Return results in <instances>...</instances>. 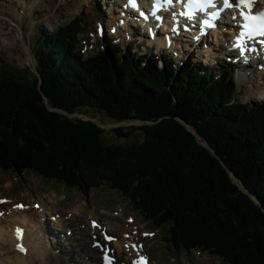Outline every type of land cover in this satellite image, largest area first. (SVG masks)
<instances>
[{
  "label": "trees",
  "instance_id": "trees-1",
  "mask_svg": "<svg viewBox=\"0 0 264 264\" xmlns=\"http://www.w3.org/2000/svg\"><path fill=\"white\" fill-rule=\"evenodd\" d=\"M81 31L75 19L38 38L41 82L0 67V169L84 193L116 190L177 248L264 264V100L233 102L228 68L199 71L113 42L85 56ZM84 108L146 121L143 141L106 144L95 123L59 111Z\"/></svg>",
  "mask_w": 264,
  "mask_h": 264
},
{
  "label": "rangeland",
  "instance_id": "rangeland-1",
  "mask_svg": "<svg viewBox=\"0 0 264 264\" xmlns=\"http://www.w3.org/2000/svg\"><path fill=\"white\" fill-rule=\"evenodd\" d=\"M30 1V0H27ZM34 0L27 2L29 5ZM99 1V0H98ZM105 3H108L109 0H101ZM56 0H42L39 2L34 3V7H30L27 5H23L19 2V0H0V9L6 8L9 10V12L5 13L3 16L0 13V67L4 65L7 69L14 71L18 74V76H24L27 78H33L35 71L37 70V65L39 59L36 57V51L39 47L38 38L41 36L42 39L45 35L51 34L58 25H65L67 22L72 20L74 17L79 16L82 14L83 20L86 22L83 23L84 26V38H88V43L91 44L88 48H84L83 52L85 54H95L97 53V49H99L100 45L95 43L93 45V34L95 35L96 27V21L98 19H102L100 17L97 9V5L99 4L95 0H67L64 4H56ZM7 3V4H6ZM9 3V4H8ZM82 3V4H81ZM85 3H88L87 5H84ZM93 9L96 11V13L93 11ZM115 15H118V12H115ZM21 16V18L19 17ZM37 20L36 26L32 27L33 23ZM18 24L20 25V29L18 28ZM118 22L113 21L111 23H108L106 28V33H108L109 27L117 26ZM22 32V33H21ZM110 33V32H109ZM116 35L115 38H118L119 34L115 29ZM83 35V34H82ZM80 35L79 37H81ZM91 37V40L89 39ZM108 35L105 34L102 41L105 47L107 46V38ZM127 33L124 34V36L121 39L122 46L126 48V43L128 42ZM93 45V48L91 46ZM30 48V52H28V48ZM138 49L143 50V52H150L152 55H165L160 52L159 49H147L146 47H138ZM167 50V49H166ZM170 52L176 53V49L169 48ZM82 52V53H83ZM179 53V52H178ZM174 54V53H173ZM175 55V54H174ZM168 56V55H167ZM176 56V55H175ZM180 59H185L181 57ZM188 59H192L194 63L198 64L199 67L202 69L206 68L207 66H219L220 64H215L216 61L213 57L209 60L213 63H208L205 61V58L203 62H198L196 60L195 56H189ZM187 59V60H188ZM200 61V60H199ZM208 63V64H207ZM244 72L243 68H240L238 65H236V70L234 72V77L236 79V89L233 93V99L237 102L241 103H247V104H254L256 102H260L261 95L260 90H252L250 87V84L247 80H241V74ZM246 72V71H245ZM255 84V89L259 88V85ZM43 93V92H42ZM259 93V94H258ZM43 96H45L43 94ZM84 113V112H83ZM113 113V112H111ZM78 117H82L84 119H91V122L95 123L97 126L102 128L103 130V138L106 144H114V145H126L129 143H134L138 141H143L144 134L142 132L141 127H143L146 123V121H143L142 119L139 120L138 118H130V119H123V121H118L106 113H101L99 111L95 110H87L84 114L80 113L77 114ZM127 123V124H125ZM124 126V127H123ZM129 126V127H128ZM194 127V126H193ZM123 130L126 132V135H121L117 131ZM194 131V128H190ZM192 132V131H191ZM192 135L193 132H192ZM197 141L202 144L204 147L210 146L209 143L202 139L201 137H196ZM209 149V148H208ZM211 151V150H210ZM212 152V151H211ZM227 168V166H225ZM229 172V171H228ZM17 174V173H16ZM29 171L23 172V174H17L15 178V183L13 184V187L10 183L6 185H1L7 183L9 180H13L14 175L12 171H5L0 170V190L5 192L4 190L13 188L11 191L12 194L17 195L20 197V194L23 190H32L35 194L42 193L44 191L48 190H55V194H59L61 192L60 188L58 187V183L51 179H42L41 176L39 177V181L37 183H31L30 180H28V185L26 183V179H29ZM230 174V172H229ZM231 178L236 179L238 182L240 179L237 177L231 175ZM235 182V181H234ZM236 183V182H235ZM50 186V188H49ZM239 188L246 194H248V190L246 187L242 184V187H240L239 182ZM71 189H68V191L65 192V196L68 197L64 200V202L61 204V199L57 200V204H61V207H69V205H80V209L85 208L87 211H93L94 207H96L97 204H99L100 199H103V197H91L92 203L90 201H87L88 198H84L82 196L77 197L74 204H70L72 201V197L77 194L71 193ZM51 194V193H50ZM23 195L30 196L28 193H23ZM99 198V200H98ZM114 199H117L115 195L111 196V200L108 201V204H111ZM28 200H35L39 201L40 198L38 197H29ZM56 202L53 200V203ZM94 206V207H93ZM121 212L124 214L125 210L129 209V205L127 202L120 204ZM119 210V209H118ZM107 210H103L101 212H105ZM142 221V220H141ZM140 221V217L137 219V227L139 229V234L141 237L146 238V246L150 247L153 246L157 242L164 241L163 239V233H161L158 230H149L150 226L148 224L143 223V221ZM58 224V223H57ZM145 230H148L145 232ZM155 231V232H153ZM60 232H62V229L57 230L55 228V223L51 222V225L47 227L46 231L43 233L45 240L53 241V252L56 256H60L61 258L67 257V260H73L72 264H76L77 262L83 263V259L80 258L78 253L71 252L70 245L68 243H64L60 236ZM145 233H147L145 235ZM154 236V237H153ZM46 240V241H47ZM261 241V239H260ZM264 245V244H263ZM150 255L153 258H156L159 260L161 264H179L181 261L180 255L174 250L171 249L167 243L157 244L156 246L152 247L149 250ZM193 252H189L187 250H183L181 252L182 255H184V259L188 258L192 261L197 260V253L194 254L195 259L193 260L192 254ZM207 253H205L204 257L201 259L208 258ZM195 262H191L189 264H194ZM220 264L219 262H217ZM47 264H65L64 260L59 261L58 258L52 259ZM203 264H207V261H204Z\"/></svg>",
  "mask_w": 264,
  "mask_h": 264
},
{
  "label": "bare ground",
  "instance_id": "bare-ground-1",
  "mask_svg": "<svg viewBox=\"0 0 264 264\" xmlns=\"http://www.w3.org/2000/svg\"><path fill=\"white\" fill-rule=\"evenodd\" d=\"M17 1V0H16ZM32 1V0H30ZM27 0H19V2L23 5H27L30 7H34V3L39 2L42 0H34L30 5L27 2H30ZM57 3H64L66 0H56ZM7 4V3H6ZM9 4V3H8ZM82 4V3H81ZM88 4V3H85ZM84 4V5H85ZM9 12L8 9L3 8L0 9V13L4 16L5 13ZM21 18V16H19ZM37 23V20L33 23L32 27H35ZM18 28L20 29V25L18 24ZM228 32H231V29H228ZM22 33V32H21ZM108 36L111 34L108 32L106 33ZM53 35V33H52ZM54 37V36H53ZM157 41H159V38H157ZM42 43V42H41ZM224 43V42H223ZM223 43L220 42V47H214L213 50L210 49H205L203 51L206 52V57L205 61H209V54L215 52L216 50L220 49L223 45ZM28 52H30L29 46H27ZM221 49H224L221 48ZM40 50V49H38ZM162 52L166 53L167 50L162 48ZM60 51V50H59ZM38 52V51H37ZM61 52V51H60ZM66 53V51H65ZM185 53V52H184ZM216 53V52H215ZM229 53V52H228ZM183 54V53H181ZM179 54V55H181ZM219 54L216 53V57ZM66 56V55H64ZM187 56V55H186ZM221 57L225 58V55L223 52L221 53ZM234 58L235 55H232ZM203 62V61H202ZM208 64V63H207ZM220 64L219 66H227L230 65L231 63L225 62H218ZM247 70H249V73L243 72L241 74L242 81L247 80L250 84V87L252 90H260V95H261V100L264 98V70H259L254 66L246 65ZM261 66H264V57L262 58L261 61ZM171 82V81H170ZM259 85L258 89H255V84ZM259 94V93H258ZM5 208H7V204H2ZM42 210L41 212L37 214L36 210L34 209H24V210H11V213L9 216H5L6 218V223L4 224L5 221H2V226H1V233H0V264H47L50 262L52 259L58 258L54 252H53V241H47L45 240V237L43 235L44 227H40L39 223H37V217L38 215H52L53 214V209L49 208V206H45L44 203L41 205ZM76 210H79L78 205L76 206ZM36 211V212H35ZM144 212V211H143ZM143 214V213H142ZM4 218V219H5ZM91 219L94 217L91 216ZM70 224H71V230L72 233L70 235H66V240H70L69 242L71 249L74 250L75 252H78L75 249V246L77 249H81L85 252L86 256L90 255V258L92 260V264H101L99 260L97 259L98 255V249L95 248L93 251L91 250L89 246V234L91 231L93 233H99L98 229H92L87 227L86 225L83 227L82 226V219H68ZM59 221V220H58ZM108 227L111 229L112 232L114 233H121L122 236L124 232L127 230L121 231L119 227L117 228H112V224L110 222L106 223ZM21 226H24L25 229H22V236L18 238L17 236V229L21 228ZM13 231L15 233H13ZM83 235H86L85 239L82 238ZM124 238V236H123ZM62 241H65V239L61 238ZM21 242L22 246L26 250L25 253L21 252L19 250L18 243ZM124 242L126 240L124 239L123 242H114L113 245L116 248V255L118 256V264H130L131 257L129 256V252L124 246ZM145 250L149 251L151 248L146 246L144 248ZM94 252V253H93ZM59 261H61L58 258ZM91 264V263H87Z\"/></svg>",
  "mask_w": 264,
  "mask_h": 264
},
{
  "label": "snow or ice",
  "instance_id": "snow-or-ice-1",
  "mask_svg": "<svg viewBox=\"0 0 264 264\" xmlns=\"http://www.w3.org/2000/svg\"><path fill=\"white\" fill-rule=\"evenodd\" d=\"M168 3H171L172 0H167ZM195 2L198 4L200 8H205L207 6H215L216 0H195ZM259 0H236L235 6L241 8V16H243V19L245 23L242 25V27L247 30L248 34H261L264 35V10L259 12H253L251 9L255 6L256 3H258ZM193 3V0H189V6L191 7ZM232 0H223V8H229L233 7ZM247 9L245 11L244 9ZM191 15L192 13H182ZM219 16V12L213 13L212 18L213 20L217 19ZM235 19V17H233ZM205 25L208 27L214 26L211 21L205 20ZM18 207H21L18 205ZM2 215V213H0ZM17 236L18 238L22 236V232L20 229H17ZM108 239H112L111 237H108ZM20 251H25L22 245L17 246Z\"/></svg>",
  "mask_w": 264,
  "mask_h": 264
},
{
  "label": "water",
  "instance_id": "water-1",
  "mask_svg": "<svg viewBox=\"0 0 264 264\" xmlns=\"http://www.w3.org/2000/svg\"><path fill=\"white\" fill-rule=\"evenodd\" d=\"M39 79L41 80V77L39 76ZM75 115V114H74ZM186 125V127L190 130V131H192L197 137H199V135H198V133H197V131H196V129L194 128V131L192 130V129H190V128H193V127H191L189 124H185ZM208 148L214 153V150L210 147V146H208ZM224 166H225V164H223ZM228 171L230 172V174L232 175V176H234V174L228 169ZM241 187H242V184H241Z\"/></svg>",
  "mask_w": 264,
  "mask_h": 264
}]
</instances>
